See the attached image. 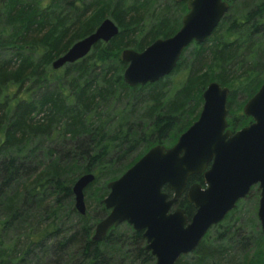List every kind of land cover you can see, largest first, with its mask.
Masks as SVG:
<instances>
[{"label": "trees", "instance_id": "obj_1", "mask_svg": "<svg viewBox=\"0 0 264 264\" xmlns=\"http://www.w3.org/2000/svg\"><path fill=\"white\" fill-rule=\"evenodd\" d=\"M226 1L212 34L190 43L170 74L129 86L120 51H141L176 32L185 2L153 8L154 0H1L0 264H154L142 230L124 222L93 241V229L108 213L101 203L107 183L151 146L172 145L197 118L209 82L229 89L228 128L251 121L241 111L264 81V0ZM104 18L117 25L114 37L51 67ZM167 84L173 88L165 94ZM87 172L94 179L80 214L72 185ZM194 182L203 185L202 175L187 185ZM250 196L258 198L255 186L244 198ZM244 198L175 264H223L229 250L237 264H264V235L243 234L250 221L234 218ZM175 206L188 218L195 211L185 193Z\"/></svg>", "mask_w": 264, "mask_h": 264}, {"label": "water", "instance_id": "obj_2", "mask_svg": "<svg viewBox=\"0 0 264 264\" xmlns=\"http://www.w3.org/2000/svg\"><path fill=\"white\" fill-rule=\"evenodd\" d=\"M175 2H185L187 8L176 32L153 40L141 51H121L127 85L154 83L170 74L183 50L192 42L204 43L228 9L226 0ZM117 33V25L104 18L94 31L55 58L51 67L59 69L77 61L95 43L107 42ZM228 93L226 86L209 82L202 91L197 118L172 145L151 146L107 183L108 193L101 203L108 213L95 224L93 241L104 239L110 228L125 222L143 231L144 249L152 254L154 264H175L196 249L210 227L221 222L252 186L258 190L256 216L264 235V81L242 106L251 121L236 130L227 124ZM195 174L202 175L203 185H187ZM93 179L94 174L87 172L72 185L74 207L80 214L85 213L83 190ZM183 193L195 209L190 218L175 206Z\"/></svg>", "mask_w": 264, "mask_h": 264}, {"label": "rangeland", "instance_id": "obj_3", "mask_svg": "<svg viewBox=\"0 0 264 264\" xmlns=\"http://www.w3.org/2000/svg\"><path fill=\"white\" fill-rule=\"evenodd\" d=\"M170 0H154V3L152 5L153 8H157L158 6H163L167 3H169ZM193 49V45H190L188 49L186 50V55H188ZM122 51V50H121ZM120 51V53H121ZM119 53V55H120ZM58 73H61V70H58ZM172 84H167V86L164 88L166 89L165 94L169 91V89H172L173 87L171 86ZM168 97V96H167ZM242 100V97L239 95L238 98L236 99V102H239ZM241 111V110H240ZM242 112V111H241ZM1 139V136H0ZM257 204H258V198L250 196L249 198H244L237 210H236V215L234 216L235 219H240L242 222H249V226H244V232L243 234H247L248 232L252 233L251 235H256L255 232L260 231V226L258 223V219L256 216V211H257ZM261 232V231H260ZM213 232H209V239L213 238ZM235 251L232 252V250H229L226 252L225 255L221 258L223 264H237V259H235L232 255L234 254ZM256 256V252L253 253V258ZM233 257V258H232Z\"/></svg>", "mask_w": 264, "mask_h": 264}]
</instances>
